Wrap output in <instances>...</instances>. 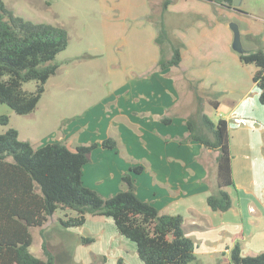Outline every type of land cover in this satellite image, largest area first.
Listing matches in <instances>:
<instances>
[{
    "label": "crops",
    "instance_id": "crops-1",
    "mask_svg": "<svg viewBox=\"0 0 264 264\" xmlns=\"http://www.w3.org/2000/svg\"><path fill=\"white\" fill-rule=\"evenodd\" d=\"M163 3L114 0L117 14L104 17L101 25L110 93L67 120L53 141L71 149L99 144L83 167V181L105 197L125 189L123 174L141 165L143 170L133 173L136 193L160 213L184 217L185 234L196 245L197 259L190 264H232L229 253L237 241L244 255L264 252V103L253 80L257 67L240 60L230 24H238L244 50L264 48V12L213 0H171L167 9ZM215 7L226 19L217 22ZM189 11L195 21L179 24ZM161 18L172 42L182 43L179 66H159ZM171 47L165 44V58ZM200 97L214 121L228 122L233 205L224 212L208 204L217 187L218 151L188 139L187 121ZM207 108L216 111V119ZM107 139L117 146L103 147ZM65 214L76 215L58 209L42 227L58 264L69 244L74 261L82 264H117L119 258L143 264L136 243L119 233L112 218L89 214L84 225L64 227ZM87 236L95 240L84 244L81 238Z\"/></svg>",
    "mask_w": 264,
    "mask_h": 264
},
{
    "label": "trees",
    "instance_id": "trees-1",
    "mask_svg": "<svg viewBox=\"0 0 264 264\" xmlns=\"http://www.w3.org/2000/svg\"><path fill=\"white\" fill-rule=\"evenodd\" d=\"M170 1H164V9ZM213 1L233 5V0ZM156 41L162 53L160 68L179 66L182 43L172 42L162 18ZM166 43L172 44L170 58L163 55ZM68 45L69 32L65 27L16 15L0 0V102L8 104L18 114L33 112L49 78L60 67L57 56ZM239 57L243 63L257 67L253 80L261 89L260 99L264 103V48L239 52ZM31 80L37 82L34 91L24 88ZM0 122L8 124L9 116L1 115ZM187 124L188 139L218 151L217 187L209 195L208 204L215 211H227L233 205L229 192L233 173L228 122L224 118L214 121L205 112L200 97ZM98 145L96 142L78 144L71 149L64 141H51L34 147L29 140L20 139L15 127L0 133V264H58L42 229L58 209L76 213L60 218L64 227L84 225L89 214L112 218L119 233L136 243L144 264H190L197 259L195 242L184 231V217L162 214L137 195L133 173L141 172V165L123 174L126 188L116 194L105 197L84 184L83 167ZM101 145L115 148L117 142L107 139ZM33 227L41 228L44 258L30 249ZM94 240L91 236L81 238L84 244ZM229 255L232 264H264V252L244 255L240 241L230 249ZM117 264H125L124 259L119 258Z\"/></svg>",
    "mask_w": 264,
    "mask_h": 264
},
{
    "label": "rangeland",
    "instance_id": "rangeland-1",
    "mask_svg": "<svg viewBox=\"0 0 264 264\" xmlns=\"http://www.w3.org/2000/svg\"><path fill=\"white\" fill-rule=\"evenodd\" d=\"M4 1L16 15L35 22L63 26L69 32V45L56 58L60 68L56 75L49 78L36 109L28 114H18L8 104L0 102V116H9L8 124L0 122V133L15 127L20 132V139L29 140L34 147H39L56 140L62 131V125L74 118L76 113H81L85 106L110 93L111 79L105 61L108 57L104 51L108 43L101 25L104 17L117 14V11L114 0ZM189 3L192 4L187 2L186 5L189 6ZM234 4L238 8L248 6L254 11L264 12V0H233V6ZM215 9L213 11L217 15V22L226 19V16L219 14V7ZM196 18L197 15L189 11L179 24L192 23ZM36 87L35 80L24 84L26 90L34 91ZM207 109L216 119V111L213 108ZM32 234L30 249L35 255L42 257L43 238L37 228H32ZM65 247L66 245L60 252L63 257H57L59 264L79 263L74 261L72 244ZM131 259V263L135 264Z\"/></svg>",
    "mask_w": 264,
    "mask_h": 264
},
{
    "label": "water",
    "instance_id": "water-1",
    "mask_svg": "<svg viewBox=\"0 0 264 264\" xmlns=\"http://www.w3.org/2000/svg\"><path fill=\"white\" fill-rule=\"evenodd\" d=\"M234 6H237V5L234 4ZM230 27L232 28L234 32L233 48L238 52H244L245 50L242 44L241 32H240L238 24L236 22H232L230 24Z\"/></svg>",
    "mask_w": 264,
    "mask_h": 264
}]
</instances>
